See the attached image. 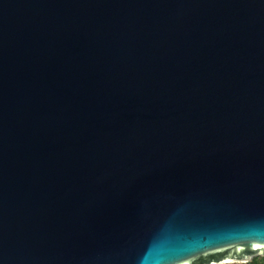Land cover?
Here are the masks:
<instances>
[{"label":"water","instance_id":"1","mask_svg":"<svg viewBox=\"0 0 264 264\" xmlns=\"http://www.w3.org/2000/svg\"><path fill=\"white\" fill-rule=\"evenodd\" d=\"M264 256V0H0V264Z\"/></svg>","mask_w":264,"mask_h":264},{"label":"trees","instance_id":"2","mask_svg":"<svg viewBox=\"0 0 264 264\" xmlns=\"http://www.w3.org/2000/svg\"><path fill=\"white\" fill-rule=\"evenodd\" d=\"M246 264H264V256L254 257L251 262Z\"/></svg>","mask_w":264,"mask_h":264},{"label":"snow or ice","instance_id":"3","mask_svg":"<svg viewBox=\"0 0 264 264\" xmlns=\"http://www.w3.org/2000/svg\"><path fill=\"white\" fill-rule=\"evenodd\" d=\"M187 264H192V262H191V261H189V262H187Z\"/></svg>","mask_w":264,"mask_h":264}]
</instances>
